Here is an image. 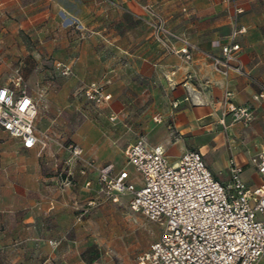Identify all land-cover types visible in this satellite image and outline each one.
<instances>
[{"label": "crops", "instance_id": "1", "mask_svg": "<svg viewBox=\"0 0 264 264\" xmlns=\"http://www.w3.org/2000/svg\"><path fill=\"white\" fill-rule=\"evenodd\" d=\"M242 5L239 23L246 31L237 37L238 63L246 74L225 76L206 55H219L213 43L225 42L230 31L231 11L221 0H0V61L20 59L27 66L49 61V67L29 66L32 75H51L52 63L67 64L72 91L107 81L111 97L101 116L88 114L93 104L80 96L68 134L82 156L89 151L98 165L110 162L128 171L126 151L142 136L147 146L161 145L171 163L187 150H198L222 182L230 179L233 158L242 181L253 186L260 183L254 159L264 146V97H256L264 86V0ZM154 15L199 48L191 61L153 39ZM47 86L51 83L41 84ZM48 96L44 99L50 102ZM227 101L250 111L246 125L233 121ZM104 119L134 135L124 149L116 143L119 132L101 133ZM35 128L41 141L39 133L62 145L64 137L37 130L36 123ZM39 145L24 148L0 128V264H112L95 243L90 217L79 218L75 210L94 202L90 195L100 191L97 171L81 173L83 163L70 159L66 164L68 153L58 158L51 149L41 153ZM121 150L123 166L115 163ZM137 173L135 179L129 172V181L139 187ZM256 264H264V257Z\"/></svg>", "mask_w": 264, "mask_h": 264}, {"label": "built area", "instance_id": "2", "mask_svg": "<svg viewBox=\"0 0 264 264\" xmlns=\"http://www.w3.org/2000/svg\"><path fill=\"white\" fill-rule=\"evenodd\" d=\"M231 11L230 31L225 42L216 40L219 55L207 52L213 67L227 76L233 72L246 74L238 63L241 46L237 37L246 31L239 23L243 0H221ZM155 41L168 52L191 61L199 48L183 35L168 29L158 15L150 22ZM174 42H180L176 47ZM63 76L71 67L57 62ZM107 81H91L84 85L83 96L92 104L106 103ZM231 93H227L229 96ZM256 97H264V86ZM177 102H173L176 106ZM234 122L246 125L250 111L226 102ZM37 100L28 91L18 70L0 85V128L20 141L24 148L37 144L44 147L36 133ZM111 116L110 119H114ZM156 120V119H155ZM69 159L82 161L86 168L97 171L96 181L104 198L120 203L128 195L133 211L141 212L150 221L162 225L160 236L137 256L135 264H256L264 257V146L254 159L260 183L249 186L240 177V167L229 159L230 179L222 182L214 177L198 150L185 151L177 161L170 162L161 145L147 146L138 136L128 147L126 159L142 176V185L129 181L126 169L116 170L113 163L96 164L85 160L76 144L66 147ZM81 218V214H79Z\"/></svg>", "mask_w": 264, "mask_h": 264}, {"label": "rangeland", "instance_id": "3", "mask_svg": "<svg viewBox=\"0 0 264 264\" xmlns=\"http://www.w3.org/2000/svg\"><path fill=\"white\" fill-rule=\"evenodd\" d=\"M24 51L27 50L23 45ZM49 67V61L42 63V61H29V66L38 64ZM28 63L25 61L16 60L11 64H1L0 61V85L6 83L13 75L15 70L21 74L28 91L37 100V115L35 123L37 130H42L45 133H50L51 136L57 140L62 141V145L57 141H53L50 137H45L44 134L39 133L44 144L42 148L43 153L47 149H51L56 153V157H64L67 155L66 147L73 144L68 134L71 131V125L77 120L79 110L77 103L80 102V96H83V87L81 90L71 89V76H63L56 70V64L50 66L51 75H32L27 73ZM51 83V86L42 88L41 84ZM86 85V84H85ZM61 87V88H60ZM49 92V93H48ZM45 94L50 97V102L44 99ZM84 97V96H83ZM85 99V97H84ZM86 100V99H85ZM46 102V103H45ZM47 106H46V105ZM105 104V103H103ZM103 104L88 106V114L93 118L101 116V108ZM110 118V117H109ZM56 119L59 122L50 123V120ZM117 120V119H116ZM100 131L103 136L109 129H114L121 135L117 142L121 148H125L134 138L131 133H123L124 127L121 123L114 126L110 124V120H99ZM62 123L64 125H62ZM105 132V133H103ZM51 142V143H50ZM40 146V145H39ZM60 151H59V150ZM37 151V149H36ZM69 154V153H68ZM83 158L85 160L97 159L92 156L89 151L84 152ZM115 160L116 165H126L125 155L121 150ZM79 163H83L79 161ZM128 171L133 178L138 179V173L132 165H126ZM92 203H82L75 209L77 213L81 214V218L85 220L90 217L92 229H94V238L99 249L105 254V259L112 264H132L136 261L137 256L146 251L149 245L155 241L162 232V225L150 221L141 212L133 211L128 204L127 195L120 199V203H112L106 200L102 192H94ZM88 202V201H87ZM98 264H102L99 262Z\"/></svg>", "mask_w": 264, "mask_h": 264}]
</instances>
